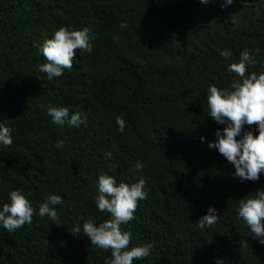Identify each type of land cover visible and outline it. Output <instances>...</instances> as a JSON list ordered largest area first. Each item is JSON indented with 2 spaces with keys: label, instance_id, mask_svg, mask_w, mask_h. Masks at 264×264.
<instances>
[{
  "label": "trees",
  "instance_id": "16d2710c",
  "mask_svg": "<svg viewBox=\"0 0 264 264\" xmlns=\"http://www.w3.org/2000/svg\"><path fill=\"white\" fill-rule=\"evenodd\" d=\"M220 3L0 0V123L12 136L0 146V204L19 190L33 209L30 224L0 228V264H107L110 249L70 233L86 220L110 219L93 201L100 174L145 181V199L120 225L130 233L129 249L152 244L132 264H264V244L235 212L240 199L264 188V175L232 178L231 164L207 146L223 126L205 101L209 84L230 85L227 66L242 50L256 61L246 75L264 71V0ZM60 27L90 29L92 50H75L72 69L49 80L37 71L46 61L35 45ZM224 49L227 59L218 54ZM49 105L80 113L84 123H52ZM57 141L62 149L53 147ZM138 160L144 166L136 172ZM50 194L63 200L56 221L36 215ZM208 206L218 218L201 230L196 221Z\"/></svg>",
  "mask_w": 264,
  "mask_h": 264
},
{
  "label": "clouds",
  "instance_id": "9594fccd",
  "mask_svg": "<svg viewBox=\"0 0 264 264\" xmlns=\"http://www.w3.org/2000/svg\"><path fill=\"white\" fill-rule=\"evenodd\" d=\"M212 0H199L207 5ZM233 4V0H221L223 9ZM121 28L126 27L122 22ZM90 29L69 30L60 27L52 33L51 38H45L42 44L35 45L37 52L45 58V63L39 65L37 71L46 74L51 80L60 77L63 70H71L74 51L80 54L90 53L92 46L89 36ZM219 56L227 59L231 50L219 51ZM248 50L239 53L238 62L230 63L226 71L234 74L227 88H218L209 84L205 94L208 116L221 128L215 130V140L207 143L209 148L217 152L231 164V176L244 181H256L264 175V71L252 72L246 75L248 66L254 65ZM238 78V79H237ZM46 115L56 125L67 124L70 127H79L84 118L78 112L69 113L65 107L48 106ZM115 124L118 131L124 130V120L116 117ZM254 126V127H253ZM238 137V138H237ZM201 142L204 137L201 136ZM12 144L11 130L0 123V146ZM56 149L64 147L62 141L53 145ZM107 157L111 153L105 154ZM139 160L135 163L134 171L143 168ZM146 197L145 181L143 177L135 183H117L116 179L108 174H100L96 180V195L93 198L98 212H107L110 219L101 223L86 220L82 226H74L70 232L73 235L86 236L90 245L102 250H111V259L107 264H132L147 257L152 249L151 243L135 246L129 249L130 233L121 231L120 225L127 224L133 218L138 200ZM7 202L0 204V228L12 232L23 225L32 222L33 209L28 200L19 190L7 193ZM56 205H63L59 194H50L39 204L36 215L50 220H57ZM52 206V207H50ZM237 219L248 228L251 234L264 244V188L257 189L253 195L239 200L235 209ZM216 209L208 206L206 213L199 217L196 226L204 230L213 226L217 221ZM219 259L215 264H219Z\"/></svg>",
  "mask_w": 264,
  "mask_h": 264
}]
</instances>
